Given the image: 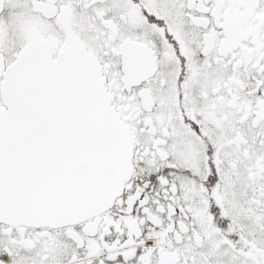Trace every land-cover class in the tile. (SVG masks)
<instances>
[{"label": "snow or ice", "instance_id": "6c2138e0", "mask_svg": "<svg viewBox=\"0 0 264 264\" xmlns=\"http://www.w3.org/2000/svg\"><path fill=\"white\" fill-rule=\"evenodd\" d=\"M0 264H264V0H0Z\"/></svg>", "mask_w": 264, "mask_h": 264}]
</instances>
